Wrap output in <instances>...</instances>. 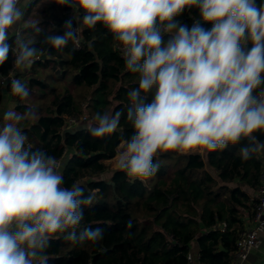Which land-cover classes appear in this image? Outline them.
<instances>
[{"label": "clouds", "instance_id": "9594fccd", "mask_svg": "<svg viewBox=\"0 0 264 264\" xmlns=\"http://www.w3.org/2000/svg\"><path fill=\"white\" fill-rule=\"evenodd\" d=\"M83 13L82 25L101 24L117 42L138 87L128 91L127 120L132 134L123 141L115 167L129 182H147L159 170L160 152L180 155L239 149L243 160L264 152V0H60ZM20 0H0V65L11 54L18 70L31 69L46 49L26 39L20 29ZM197 9L191 26L185 11ZM70 16L63 34L50 33L41 44L79 47L80 27ZM204 24H210L205 28ZM40 33L36 22L27 25ZM15 32L9 42L10 33ZM167 36V39L165 37ZM250 45V47H249ZM5 83H8L7 81ZM14 96L27 100L29 89L10 81ZM151 95V102L148 96ZM6 110L0 122V264H47L53 239L72 245L98 244L102 228H80L84 208L95 194L79 183L68 188L60 162L42 149L33 150L23 123L37 112L24 105ZM121 111L95 113L86 130L102 138L117 131Z\"/></svg>", "mask_w": 264, "mask_h": 264}, {"label": "trees", "instance_id": "16d2710c", "mask_svg": "<svg viewBox=\"0 0 264 264\" xmlns=\"http://www.w3.org/2000/svg\"><path fill=\"white\" fill-rule=\"evenodd\" d=\"M72 15L81 29L80 47L72 42L62 49L41 44L47 34H63V24ZM82 15L60 0H32L24 11L21 31L46 49L47 58L35 60L24 72L14 68L11 54L0 65L3 75L15 73L29 89L27 100L16 97L20 102L16 109L23 113L27 104L37 112L34 120L22 122L33 150L42 149L60 160L62 186L79 183L86 195L89 190L95 194L93 205L84 208L78 231L102 228L103 240L77 246L62 237L53 239L47 264H191L188 255H193L194 242L200 261L232 264L244 230L242 211H254L257 201H250L244 187L259 189L264 152L243 160L239 149L246 139L203 155L160 152L154 158L160 168L146 183H130L124 172L111 169L112 159L133 132L127 120V94L138 87L139 77L126 69L112 34L101 24L94 29L83 26ZM198 18L197 9L180 17L189 26ZM33 22L42 29L40 33L27 26ZM42 69L54 70L56 82L68 81L79 92L70 91L69 85H61L59 91ZM4 88L11 90L10 82L0 85V102ZM151 99L149 95L147 102ZM116 111L123 113L117 131L102 138L91 136L86 128L66 129L69 117L85 114L87 126H95V113ZM254 135L264 141V131ZM223 222L225 231L220 230Z\"/></svg>", "mask_w": 264, "mask_h": 264}, {"label": "built area", "instance_id": "2783aa9c", "mask_svg": "<svg viewBox=\"0 0 264 264\" xmlns=\"http://www.w3.org/2000/svg\"><path fill=\"white\" fill-rule=\"evenodd\" d=\"M21 2L22 0H20V3ZM79 47H80V43H79ZM19 71L21 70H18V72ZM14 78H15V73H10L9 75L5 76L0 72V85L5 86L7 85V83H5L6 81L10 82ZM85 121H86L85 115H82L81 117H76V116L69 117L68 126L66 129L74 128L80 124L85 123ZM58 161L60 162V160ZM257 192H258L257 201L254 207L253 218H252L253 226L240 233L236 242V251L233 256L232 264H243V262L247 259L250 252L253 249L258 248L261 244V232L264 231V157H263L262 172H261V184ZM188 259L191 262V264H209L207 262L200 261L198 258L195 259L191 253L188 255Z\"/></svg>", "mask_w": 264, "mask_h": 264}, {"label": "crops", "instance_id": "0c3cea01", "mask_svg": "<svg viewBox=\"0 0 264 264\" xmlns=\"http://www.w3.org/2000/svg\"><path fill=\"white\" fill-rule=\"evenodd\" d=\"M21 3L19 5V7L21 9H23ZM26 5H28V2H27ZM20 28H22V24L20 25ZM14 33H15L14 31L12 33H10V36L13 35ZM24 71L25 70H23V72ZM23 77H24V75H23ZM3 96L4 97L2 99V102H0V122H2L3 115H4V112L6 110L11 108L13 105H15V111L18 112V110L16 108L20 105V102L16 101V96H14L12 94L11 90H8V89L6 90L4 88ZM263 157H264V154H263ZM113 168H111V169H113ZM244 189L250 195V201L253 202V200H257V195H258L257 193L258 192H257V190L255 188H249V187L246 186V187H244ZM252 213H253V208H251L248 211H244V212L242 211V216H243L242 218L244 220V225H243L244 226L243 227L244 230H247V229H249V228H251L253 226ZM225 229H226V224L223 222V223L220 224V230L221 231H225ZM244 230H242V231H244ZM221 250H224V248L221 249ZM192 253H193L194 258L197 259L198 258V246H197V244L195 242L192 245ZM263 262H264V231L261 232V244H260V246L258 248H256V249H253L250 252V254L248 255L247 259L243 262V264H263Z\"/></svg>", "mask_w": 264, "mask_h": 264}, {"label": "rangeland", "instance_id": "374dc122", "mask_svg": "<svg viewBox=\"0 0 264 264\" xmlns=\"http://www.w3.org/2000/svg\"><path fill=\"white\" fill-rule=\"evenodd\" d=\"M32 0H23L22 1V3H21V5H22V10L23 11H25V9H26V4H27V2H28V4L31 2ZM22 24V23H21ZM20 24V25H21ZM23 25V24H22ZM41 72L43 73V74H46L47 75V77H48V79H50L51 81H52V83H54V84H56L57 85V89L59 90V91H61L62 90V88H61V85H69V87L71 86V84L67 81V82H56L55 80L57 79V77H56V75H55V73H54V70H52V69H48V70H44V69H42L41 70ZM59 83V84H58ZM70 91H72L73 93H75V94H77L79 91H77L75 88H73V87H70ZM35 94H36V92H35ZM83 115V114H82ZM85 115V114H84ZM86 116V115H85ZM121 147V146H120ZM123 148L121 147L120 149H119V152L122 150ZM118 152V153H119ZM118 155V154H117ZM117 155H116V157H117ZM116 157L114 158V159H112V161H111V168H113V169H115L116 167H115V163H116Z\"/></svg>", "mask_w": 264, "mask_h": 264}, {"label": "water", "instance_id": "95a60500", "mask_svg": "<svg viewBox=\"0 0 264 264\" xmlns=\"http://www.w3.org/2000/svg\"><path fill=\"white\" fill-rule=\"evenodd\" d=\"M46 58H47V55L41 57L40 59H46ZM86 126H87V124L86 123H83V124H80V125L76 126L75 129L76 130L77 129H84V128H86ZM75 129H73V131H75ZM220 248L223 249L222 246H220ZM263 264H264V262H263Z\"/></svg>", "mask_w": 264, "mask_h": 264}]
</instances>
